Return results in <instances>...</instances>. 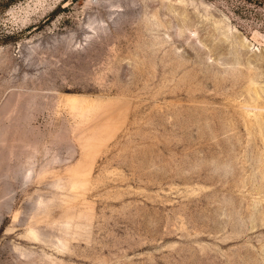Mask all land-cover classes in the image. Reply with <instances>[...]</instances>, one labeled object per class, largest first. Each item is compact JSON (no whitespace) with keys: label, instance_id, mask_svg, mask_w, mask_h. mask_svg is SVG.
<instances>
[{"label":"rangeland","instance_id":"374dc122","mask_svg":"<svg viewBox=\"0 0 264 264\" xmlns=\"http://www.w3.org/2000/svg\"><path fill=\"white\" fill-rule=\"evenodd\" d=\"M251 82L264 86V0H0V113L24 95L0 144V264H264V116L262 131L245 118L258 111ZM71 95L111 100L97 156L69 134ZM54 154L61 177L96 157L67 204L92 213L90 231L66 250L28 235L57 192L52 176L24 172ZM40 214L36 227L58 241Z\"/></svg>","mask_w":264,"mask_h":264},{"label":"bare ground","instance_id":"6f19581e","mask_svg":"<svg viewBox=\"0 0 264 264\" xmlns=\"http://www.w3.org/2000/svg\"><path fill=\"white\" fill-rule=\"evenodd\" d=\"M248 41L246 38L242 41V47L244 49L248 48ZM249 91L252 93L254 109L258 110L254 114H245L246 120L251 124L257 126V128L262 131L263 127V110L260 109V101L262 98L261 93L264 92V86L258 87L255 82H251L249 86ZM24 98V95L11 96L2 112L0 113V144L2 146L6 143V136L9 131V127L6 126L5 122L9 120L10 112L17 111L20 107L21 100ZM111 103V100H102L95 98H87L84 96L71 95L67 98L66 106L70 110L73 118L75 119V125L70 129L69 134H73L77 141L80 144L82 154L87 157L97 156L99 151L98 142L102 138V129L106 127L107 123L111 120L110 117L105 115L104 110L108 108V104ZM29 104L23 105L24 112H27L29 109ZM29 117L26 114L23 116L15 117V121H26ZM55 142L62 145L64 144L68 150V153L71 155V158L74 157L76 152V147L73 144V141L68 138H59ZM23 150L18 152L20 155ZM51 150L45 148L44 154L46 156L50 155ZM10 155V152H6L5 149H0V163ZM70 158V159H71ZM96 157L93 161V164L90 166L88 171L85 170V163L83 159H80L76 162L75 165L68 166L67 172L68 177H61L54 174L53 165L55 163H62L61 158L54 154L47 164L44 165V168L37 170L35 166H32L27 171L24 172V176L27 180H33L35 178H40L44 175V178L49 176L53 177V180L49 183V186L57 192L55 198L49 202L44 203L40 201L34 209V217L30 223L28 229V235L35 241L51 243L54 247L60 250H66L69 246V240L74 235H80L81 233H89L90 231V221L92 219V213L83 212L77 210L75 207L69 206L71 201L76 198L74 194L77 190L84 189L89 184V180L86 179L92 174L94 169ZM68 164V163H67ZM14 173H18L20 167L17 166L14 169ZM10 172L9 170L7 173ZM57 205H67L62 216L58 220L51 219L52 209ZM44 206V222L47 224V227L53 231L58 232L60 235L58 241H49L45 233L36 227V223L39 221V216L41 215V208ZM84 220V222H82ZM33 264V263H32Z\"/></svg>","mask_w":264,"mask_h":264}]
</instances>
